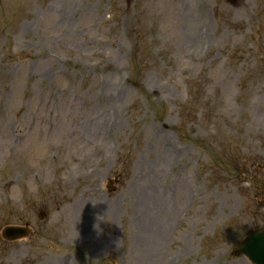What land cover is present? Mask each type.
Returning a JSON list of instances; mask_svg holds the SVG:
<instances>
[{"label": "rangeland", "instance_id": "obj_1", "mask_svg": "<svg viewBox=\"0 0 264 264\" xmlns=\"http://www.w3.org/2000/svg\"><path fill=\"white\" fill-rule=\"evenodd\" d=\"M262 225L264 0H0V264H255Z\"/></svg>", "mask_w": 264, "mask_h": 264}, {"label": "water", "instance_id": "obj_2", "mask_svg": "<svg viewBox=\"0 0 264 264\" xmlns=\"http://www.w3.org/2000/svg\"><path fill=\"white\" fill-rule=\"evenodd\" d=\"M229 2L236 0H228ZM7 238L21 237L28 231L23 226L10 225L3 229ZM245 253L256 263L264 264V226L260 229L252 230L241 244L234 249V253Z\"/></svg>", "mask_w": 264, "mask_h": 264}, {"label": "bare ground", "instance_id": "obj_3", "mask_svg": "<svg viewBox=\"0 0 264 264\" xmlns=\"http://www.w3.org/2000/svg\"><path fill=\"white\" fill-rule=\"evenodd\" d=\"M189 41V43H192L194 42V37H191L188 35V37L185 38V43L187 44ZM152 198L147 194V192H143V191H140V195H139V203H145V201H149L151 202ZM110 209L113 210L114 209V206L113 205H110ZM153 210V209H152ZM87 212V213H86ZM89 211H87V209H84L81 213L82 215L80 216L81 217V220L80 221H84V224L86 225L89 221H91L93 218H94V215L91 214V213H88ZM143 214H144V217L141 218L142 220V224L145 225L143 227V236L144 238H146L148 240V243L152 246L155 245V234L150 230L149 227H147V223L149 222L150 220V223L149 225L152 223V220L149 219L148 214H147V211L144 212L143 210ZM152 214L154 215V212H152ZM158 251H160L161 253L164 254V251L160 248V247H157L155 246Z\"/></svg>", "mask_w": 264, "mask_h": 264}]
</instances>
